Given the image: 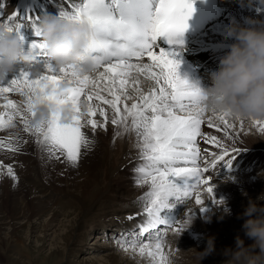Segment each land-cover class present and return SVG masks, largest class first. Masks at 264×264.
I'll return each instance as SVG.
<instances>
[{
	"label": "snow or ice",
	"instance_id": "6c2138e0",
	"mask_svg": "<svg viewBox=\"0 0 264 264\" xmlns=\"http://www.w3.org/2000/svg\"><path fill=\"white\" fill-rule=\"evenodd\" d=\"M52 2L61 19L87 28V50L96 60L97 71L80 76L74 65L57 68L48 59L41 39L40 16L21 17L17 13L20 20L15 23V17L0 20V26L14 31L24 43L25 23L30 25L37 39L28 49L38 54L42 69L33 72L21 67L0 84V131L14 129L19 123L50 158L63 159L73 167L79 166L84 152L93 146L86 129L90 128L94 135L107 131L110 123L122 129L117 137L135 133L143 161L135 169V183L149 188L141 197L145 219L136 230L119 236L116 243L122 251L146 257L151 264H169L166 232L179 234L191 222V213L184 221L176 222L170 218L171 213L193 198L201 206L200 211L207 213L202 190L212 196L213 202L223 203L216 200L211 180L205 174L220 162L231 170L239 151H230L217 135L202 131L206 124L228 140L236 136V126L226 116L208 115L201 87L180 77V52L161 46L163 38L172 49L182 47L176 37L187 30L196 0ZM61 84L68 85V89L57 95ZM12 94L22 99L17 102L10 98ZM41 99L58 107L70 104L74 112L71 123H63L61 115L52 112L46 124L33 127L35 106ZM82 103L87 104L86 110ZM253 124L264 132V122ZM201 142L219 148V153L205 148L202 154ZM0 148L20 150L7 140H0ZM0 167L5 166L0 163ZM6 174L18 183L12 166H6ZM146 233L149 235L145 239Z\"/></svg>",
	"mask_w": 264,
	"mask_h": 264
},
{
	"label": "bare ground",
	"instance_id": "6f19581e",
	"mask_svg": "<svg viewBox=\"0 0 264 264\" xmlns=\"http://www.w3.org/2000/svg\"><path fill=\"white\" fill-rule=\"evenodd\" d=\"M259 1L234 0L231 3L227 2L222 8L216 9V0H213L211 6L214 9H212V12L215 14L216 19L208 25L205 31H202L201 35L191 39L185 47L174 49L180 52L177 57L181 61L180 77L200 86L204 78H210L212 72L218 70L221 60L230 51V44L235 43V41L225 42L227 29L234 24L247 27L248 21L264 22V6H261ZM225 7L227 10L223 11ZM257 9L261 11H257ZM17 13L21 17H27L28 15L40 17L47 14L59 15V11L52 0H0V20L15 17V20L12 21L15 23L20 20V16L16 15ZM24 35L25 46L28 49L29 45L35 40L31 37H35V35L27 23H25ZM37 71H42V69L39 68ZM144 87L145 89L148 87L146 82ZM18 99L21 100L22 97L19 96ZM217 123L219 122L217 121ZM86 131L94 141L93 146L90 151L84 152L79 163V172L75 173L71 180H67V183L71 182L73 184H68L65 190H57V193L79 197L82 200L81 203L76 204L77 212L74 217H71V220L65 221L66 224L58 220V217L64 215V212L61 213V210L57 208V193L53 191H55V181L58 183L64 181L62 174L64 175V169H67L70 164L68 165L63 159L60 160L61 162L57 165L60 167L58 169L60 174L54 176L53 172H50V167L54 164L55 159L50 158L43 147L36 143L35 137L24 131L21 124L18 123L14 129L0 131V140H7L20 149L18 152H14L0 148V163L5 166L0 167V264H4L3 255L9 256L7 250H10L16 256V260L13 261L14 264H24L23 260L26 258L31 259L33 252H38L39 248L42 247L43 249L46 248L47 240L37 238L32 250L29 249L26 240L22 236L26 227L34 232L44 228V236L48 238L47 230L54 229L55 222L57 221V224L59 222V225L66 227L67 230L62 231L59 235L54 232L55 237L51 240L53 247L49 249L44 258L46 260L54 258L52 264H88L76 261L75 257L83 249V243H85L83 241H85L88 234V231L84 232L85 226L83 224L93 211L101 207L99 211L103 212L104 220L101 222L95 221L94 225L97 227L92 231L95 232L100 229V233L104 237L113 236L114 232L124 234L136 230L138 225L144 221V202L141 197L149 188L147 186L138 187L135 183V169L143 163L135 133L122 134L117 137L116 133L118 131L122 132V129H118L111 124L108 126L107 131H97L94 135L91 129H86ZM202 131L210 135H217L224 143H227V141L237 143L227 147L230 151L235 149L239 151L232 161L231 170L224 167L223 162H220L215 169H210L205 174L211 180L216 200H223V203L213 202L212 196L202 190L203 207L209 209L207 213L200 211L201 206L195 203L194 198L187 200L183 205H178L171 213L170 218L173 222L184 221L191 213V222L185 225L182 232L175 235L171 241L173 244L170 241L166 242L169 264H222L220 261L228 257L217 252L204 258L202 252L205 251L207 244L200 243L199 238L209 231L219 232L223 228L234 231L240 223L236 216L238 211L236 199L238 201L242 200V202L245 201L242 204L244 213L248 206L246 200L251 194L256 192L260 196L264 195V182L263 179L259 180L256 171L264 160V145L259 140H245L247 135L241 132V129L235 130L234 140L224 138L222 132L218 133L214 129H209L206 124L202 125ZM251 131H257V133L264 136V132H260L258 128L256 130L251 129ZM95 143H103L100 150L104 148V155L99 154L98 168L96 167V173L91 175L88 165L93 164L94 155L92 151L96 147ZM200 147L202 154L205 148L209 152L219 153L220 151L219 148L205 145L202 142ZM246 158L250 159V162L240 165V159ZM9 165L13 167L18 177V183L6 174V166ZM237 172L248 175L237 176L242 183H235L238 186H235L233 191L217 186L218 181L232 178V176L238 174ZM177 183L183 185L182 181H177ZM225 201L231 209V215L224 216L221 220ZM47 216L48 219H46ZM130 216L134 218L129 220ZM209 217H211V222H206ZM242 218L246 217L242 216ZM148 235L149 233L145 234V239ZM242 239L245 240L246 245L253 243L245 235ZM9 241L13 244H8ZM227 241L224 244L222 242L221 245L226 249H235L236 239H227ZM110 248L113 253L101 260L100 264H151L148 258L134 255L131 251L118 253L116 252L119 250L118 247L111 246ZM60 255H63V259L67 256L68 262L65 263L64 260H61L58 263L57 258ZM112 255L114 258H112ZM214 260L218 261L213 262ZM92 264L98 263L93 262Z\"/></svg>",
	"mask_w": 264,
	"mask_h": 264
},
{
	"label": "clouds",
	"instance_id": "9594fccd",
	"mask_svg": "<svg viewBox=\"0 0 264 264\" xmlns=\"http://www.w3.org/2000/svg\"><path fill=\"white\" fill-rule=\"evenodd\" d=\"M260 3L264 4V0ZM39 28L48 59L57 68L74 65L80 76L96 73V60L87 50V28L51 14L40 17ZM229 41L235 43L230 44V51L221 60L218 70L212 72L211 85L201 87L198 84L207 113L210 116L223 115L235 122H264V22L248 21L247 27L232 25L225 34V42ZM21 67L37 71L38 54L27 49L14 31L0 26V84ZM67 89L68 85H59L57 95H63ZM81 107L86 110L87 104L82 103ZM35 112L33 127L46 124L52 112L59 113L65 124L71 123L74 115L70 104L58 107L42 99L37 101ZM262 197L264 195L249 200L243 213L247 217L243 224L244 235L254 243L246 245L245 240L237 236L235 249L229 248L224 253L228 257L225 264H264V205L258 203ZM222 210L221 220L231 215L226 201ZM206 222H211V217ZM215 251V237H211L202 254L205 258Z\"/></svg>",
	"mask_w": 264,
	"mask_h": 264
},
{
	"label": "rangeland",
	"instance_id": "374dc122",
	"mask_svg": "<svg viewBox=\"0 0 264 264\" xmlns=\"http://www.w3.org/2000/svg\"><path fill=\"white\" fill-rule=\"evenodd\" d=\"M224 4H227V2L224 1L222 3V6H224ZM259 4L261 6H264V4H261V3H259ZM145 62H147V61H145ZM39 68L40 67H38V69ZM201 78H203V76H201ZM210 85H211V79L210 78H204L203 81L201 82V87H208ZM17 96L18 95L13 94L10 96V98L12 97V99H14V100L16 99V101H19L20 100V99H18L19 96L18 97ZM229 121L231 123L235 124V126H236L235 130L238 131L241 129V127H240L241 122H235V121H231V120H229ZM252 124H253V122L243 121V129L241 130V132L246 133L247 136H245V140H248V141L259 140V142L264 145V136L262 134L257 133V131H251V129L256 130V128H257L255 125L252 126ZM109 125H110V123H109ZM110 133H113V132H110ZM231 144H237V143L227 141L226 146L231 145ZM102 145H103V143H101V144L95 143L96 147L92 151V153L94 155L93 164L91 163L90 165H88L89 166L88 167L89 173L91 175L93 173H96V167L98 168V164H99L98 156H99V154L102 153V155H104V148L101 149L102 151L100 150ZM96 160H97V163H96ZM247 160L248 161L246 162V164H248L250 162V159H247ZM60 162H61L60 160L58 161L55 159L54 164L51 165V167L49 166L51 169L50 172L51 173L53 172L54 176H59V174H60L59 170H58V169H60V167L57 166ZM239 163H240V165L245 164V163H242L241 161ZM95 164H97V165H95ZM79 167L80 166L73 167L71 165L67 166V169H64L61 167L62 169H64V175L62 174L64 181H62L60 183L55 181V184H54V190L55 191H53V190L52 191L54 193H57V190L58 191H59V189L65 190L68 187L67 186L68 184H73L71 182L67 183V180H71L75 176V173L79 172V170H80ZM47 170L49 171V169H47ZM75 170H77V171L73 172ZM256 171L258 173L259 180L263 179L262 181L264 182V160L257 167ZM72 172L74 175L72 174ZM241 175L247 176L248 174L246 175L243 173H238V174L232 176V178H227L225 180L218 181L217 186L218 187L221 186L227 190L233 191L235 189V186H238V184L242 183L240 178H237V176L242 177ZM235 183H238V184H235ZM61 185H63V186H61ZM258 197H260V195H258V193L255 192L254 194H251L250 197L246 201H247V203H249V200H257ZM263 200H264V198H261V201H263ZM261 201H258V202L263 204L264 202H261ZM81 202H82V200L79 197H71V196H68V194L57 193L56 206L59 210H61V213L64 212L63 213L64 215L59 216L58 220L60 222L63 221L64 224H66L68 222V220H71V217H74V215L76 214V212H77L76 204L81 203ZM235 202H238V207H237L238 211L236 212V216H237L238 220L240 221L239 227L237 229H234V231H232V229L226 230L224 228L222 229V231H219V232L209 231L204 236H201L199 238L200 243L203 242V243L207 244V241L209 238L215 237V245H216V251L215 252H217L218 254H221V255H225L224 253L227 250L226 247H223L221 245L222 242L224 244V242H228L227 239H233V238L236 239L237 235L241 238L244 236L243 224L245 223L247 217L242 218L243 210H244L242 207V204L245 203V201L242 202V200L238 201L236 199ZM9 207H10V204H9ZM99 209H101V207ZM99 209H96L95 211H93V213H91L88 216V218L85 220V222L83 224V226H85L84 232L88 231V234H87V237L85 238V241H83V242H85V243H83L84 244L83 249H81V251L75 257V260L78 262H81V263L84 262V263H88V264H92L93 262H95V263L100 264L101 260L105 259L106 256H109V254L113 253L112 249L110 248L111 246L118 247V245L116 243V239L122 235L121 233L114 232L113 236L104 237L102 235V233H100L101 232L100 229H98L99 231H95V232L92 231L95 227H97L96 225H94L95 221L101 222L102 220H104L103 219V216H104L103 212L99 211ZM46 219H48V216L46 217ZM65 221H67V222H65ZM55 225L56 226L54 227V229L47 230V233L49 234L48 238L46 236H44V231H43L44 228H42V229L40 228L37 232L31 231L28 227H26L24 229L22 236L26 240V244L30 250H32V246L35 245L37 238L47 240L46 248L43 249V247H42V248H39L40 252L39 251L33 252L31 259L26 258L23 260L24 264H52L54 262L53 261V260H55L54 258L50 259V260H46L44 258V256H46V253L49 251V249L51 247H53L51 240L54 239V237H55L54 232H57V234L59 235V234H61L62 231L67 230L66 227H62V225H59V222L57 224V221L55 222ZM48 229H50V228H48ZM176 234L177 233L174 231H167L165 234V237H164L165 241L166 242L170 241V243L173 244L171 241L175 237ZM11 241H9L8 244H10V245L13 244V243H11ZM216 243H218V244H216ZM253 243H254V241H253ZM116 252L121 253L122 250L119 248V250H117ZM7 254L9 256H11V258H9V256H7V255H3L2 256L3 261H4L3 263L4 264H14L13 261L16 260V258H15L16 256H14L13 253L10 252V250H7ZM62 257H63V255H60L57 258V262L59 261L58 263H60L61 260H64L65 263L68 262L67 256H65V259H63ZM112 258H114L113 255H112ZM227 259L228 258H225L223 261H220V263L225 264V261ZM216 261H218V260H214L213 262H216Z\"/></svg>",
	"mask_w": 264,
	"mask_h": 264
}]
</instances>
